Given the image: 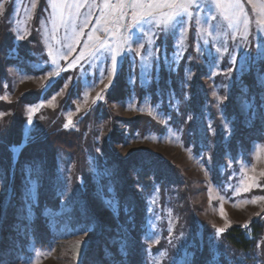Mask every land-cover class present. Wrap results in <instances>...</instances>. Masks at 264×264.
<instances>
[{
  "label": "rangeland",
  "instance_id": "1",
  "mask_svg": "<svg viewBox=\"0 0 264 264\" xmlns=\"http://www.w3.org/2000/svg\"><path fill=\"white\" fill-rule=\"evenodd\" d=\"M31 3L32 0H9L4 5L6 11L0 14V26L6 20L13 36L11 44L6 41L9 48L5 58L9 61L1 65L0 97L19 102L21 96L31 90L40 92L36 101L22 103L12 134V148L16 146L13 163L10 167L0 166V264H81L89 238L98 232H102L108 242L107 264H264L261 243L252 255L235 258L227 252L226 259L222 260V234L216 231L235 223L248 225L264 214V200L245 203L264 196V176L261 175L264 172V57L258 55V45L264 43V35L257 29V22L264 20V14L260 12L264 0H240L250 20L246 36L242 24L234 28L219 11L209 13L211 5L204 0L202 10L192 9L193 18L182 48L174 47V37L157 40V45H162L159 62L150 58L149 66L145 67L139 56L130 63L132 55L129 54L122 67L118 66L113 86L105 89L108 65L102 66L103 83L96 79L95 85L88 87L87 82L98 74L97 67L81 61L83 69L77 65L75 69L61 72L44 94L41 86L47 83V73L52 70L44 64L45 60H51L45 42V31L51 34V20L47 19L50 8L48 0H36L35 8ZM96 3L100 4L102 0H96ZM90 5L91 0L80 9L81 19L87 15ZM93 12L76 51L67 61L59 60L62 68L79 55L100 14L98 8ZM209 14L215 15L216 19L205 23ZM197 19L205 28L222 25L220 32L226 35H220L216 40L207 37L208 45H203L201 40L198 52ZM35 26L39 29L42 48L31 38ZM18 34L24 35L25 39H16ZM96 34L108 38L102 30ZM213 35L217 33L213 32ZM58 36H64L63 28ZM28 40L29 45L35 47L29 48V55H25L27 49L23 52L22 48L27 46L24 42ZM145 47L155 50L147 43ZM224 47L227 52H216V48ZM176 52H179L178 56L174 55ZM37 67L41 70H34ZM229 67L234 70L225 75L224 71ZM213 71L217 74L210 77ZM188 72L193 78L185 87ZM164 76L166 87L161 84ZM68 77L72 80L63 94L56 97L55 106H47L46 102L63 88ZM77 77H80L79 82ZM117 78L120 83L117 82L115 97L107 96V91L116 86ZM197 78L205 85L197 84ZM233 90L236 106L230 108ZM256 91L260 93L259 98L255 97ZM186 92L190 99H185ZM98 93L104 96L103 101H95ZM218 96L227 99L221 103ZM199 99L206 118L199 117L196 112V121L191 124L187 117L194 115V104ZM190 101L192 104L188 106ZM41 102H45V107L32 117L33 124L29 125L28 107ZM141 108L146 110L141 111ZM149 108L151 112L147 110ZM184 111L187 113L185 120ZM0 112L6 113L0 118V127L17 113L10 105L0 108ZM69 114L75 126L77 116L88 115L82 156L58 148L50 161L20 157V149L28 141L51 129L65 128ZM137 115H148L158 121L160 130L149 129L141 133L139 128H133L126 120ZM237 116L243 119L239 131L235 121ZM215 117L220 120L217 128ZM112 119H115L114 124ZM165 120L167 125L162 123ZM208 124L212 125L214 134L209 132ZM225 124L230 134L226 133ZM15 137L21 139L20 144ZM220 141L222 151L218 150ZM143 149L163 155L180 169L187 185L185 192L173 178H168V174L159 179L155 169L152 188H147L140 180L139 171L145 166L150 167L151 161L140 158L124 165L113 158V153L126 158ZM208 156H211L210 161ZM29 165L42 170L39 183L31 187L25 179ZM249 176H256L261 187L234 192V188ZM65 180L68 193L61 196ZM43 191L58 204L45 203L39 214V194ZM109 194L119 200L118 217L105 203ZM136 203L139 210L133 209ZM39 217L52 232L49 247L39 246L34 239L33 229ZM135 224L136 233L132 230ZM146 233L152 238H146ZM124 245H127L126 258L120 251Z\"/></svg>",
  "mask_w": 264,
  "mask_h": 264
},
{
  "label": "snow or ice",
  "instance_id": "2",
  "mask_svg": "<svg viewBox=\"0 0 264 264\" xmlns=\"http://www.w3.org/2000/svg\"><path fill=\"white\" fill-rule=\"evenodd\" d=\"M9 0H0V14H3L6 9L4 5ZM211 5L209 13L212 11H219L224 20L229 24L238 28L241 24L244 28V35L246 36L249 31L250 20L246 12H244L243 5L240 0H207ZM251 2V0H249ZM89 0H48L49 16L47 19L51 20V34L45 31V42L47 43L48 55L51 60H45L44 64L49 65L52 70L47 73V83L41 86V93L44 94L50 89L56 80L61 76V72L68 71L69 69H75L77 65H80L83 69L81 61L87 62L90 66L96 65L97 75H94L93 79L87 82L88 87L95 85L96 79H99L103 83L105 78V72L102 66L108 65V84L105 85V89L113 86V81L118 75V66L122 67L124 60L129 54L132 55V61L134 63L135 57L139 56L141 61L144 62L145 67L149 66V59L159 62L162 52V45H157V40H168L175 38L174 47H183V41L185 39V33L188 31L189 23L193 18V7L198 11L203 9L204 0H102V3L97 4L96 0H91V5L87 15L81 19L80 9L87 5ZM31 7H36V0H32ZM99 9V16L96 19V24L93 26L92 31L88 34L87 40L84 42L79 55L71 60L67 64L66 68H62L59 60H68L69 57L76 51V47L80 44L81 38L84 36V28L91 23V17L94 15L93 9ZM27 11V9H25ZM261 14H264V4L260 8ZM216 16L209 14L206 17L205 23L209 20H215ZM79 22V23H78ZM197 31L195 33L197 38L196 50H201L202 40L203 45H208L209 40L207 37H211L213 40L219 38L220 35H226V33L220 32L222 25H210L205 28L201 26L200 20L197 19ZM64 29V36L59 37L58 33L60 29ZM257 29L261 35H264V20L257 22ZM98 30H102L107 34L108 38H102L96 33ZM39 31V29H37ZM213 32L217 35L214 36ZM16 39L24 40V35H16ZM145 43L154 46V51H150L145 47ZM136 44V47H133ZM258 55L264 57V43L258 45ZM227 52L228 49L216 48V52ZM11 53V50H10ZM211 54V49H209ZM175 56L179 55V52L174 53ZM119 58V61H118ZM166 59V55L164 56ZM110 62V63H109ZM36 71L41 70L39 67L34 69ZM234 69L229 67L224 71L225 75L231 73ZM131 71V68H130ZM216 72H210V77L216 75ZM193 74L187 73L185 87L191 82ZM72 80V77H68V81L64 83L63 88L56 92L51 100H48L47 106L54 107V101L56 97L62 95L64 90L68 88V82ZM77 81H80V77H77ZM6 87V85H4ZM227 87V85H224ZM103 91V90H102ZM86 95V93H85ZM213 95H216L214 92ZM0 99H7V97H0ZM185 99H190L189 94L185 93ZM217 99L223 103L227 97L218 96ZM104 96L97 94L95 101H103ZM94 101V102H95ZM87 101L85 100V103ZM130 106H132L130 102ZM45 107V102H41L34 106L28 107V119L29 125L33 124L32 117L39 112L41 108ZM146 109L141 108V111ZM151 112V109H147ZM79 111V106L77 107ZM6 113L0 112V118ZM193 117L188 116L187 119L191 120ZM43 119V117H40ZM170 119V117H169ZM167 125L168 121H162ZM65 128L75 127L72 121L71 114L67 117V123L64 124ZM227 134H230V130L227 124L224 125ZM209 132L214 134V129L211 124L207 125ZM27 135V133H26ZM16 146H13L15 148ZM211 147V145H209ZM99 151V149H97ZM208 160H211V156H208ZM42 170L37 167L33 169L31 165L25 170V179L28 185H37L39 183ZM264 176V172L261 173ZM228 187H233L228 185ZM253 187L259 188L261 185L257 182L256 176H249L245 180L241 181V185L238 188H234V192L251 191ZM111 189L109 193H111ZM68 193L67 180H65V187L61 191L60 195L64 196ZM264 200V196L255 197L251 201H245V203H257ZM110 210H114V215L118 217L120 206L118 198H114L109 194V198L105 201ZM154 203V201H153ZM31 207V205H29ZM221 215H224L223 206L221 205ZM247 227V225H244ZM225 227L217 229V233H224ZM183 235V233H181ZM146 238L151 239V234L146 233ZM158 243V240L155 241ZM79 243V242H78ZM122 257L126 258L127 245L120 250ZM30 261V257L27 258Z\"/></svg>",
  "mask_w": 264,
  "mask_h": 264
},
{
  "label": "trees",
  "instance_id": "3",
  "mask_svg": "<svg viewBox=\"0 0 264 264\" xmlns=\"http://www.w3.org/2000/svg\"><path fill=\"white\" fill-rule=\"evenodd\" d=\"M5 22H1L0 26V74L3 75V69L1 68V65L4 62H7L9 60H6V52L9 48V46L6 45L7 42L10 44L12 43L13 36L12 32L8 29H10V24H5ZM6 25V26H5ZM8 26V27H7ZM31 38L35 40L39 47H43L41 40L39 38V32L37 31V26L34 27L33 34L31 35ZM7 41V42H6ZM27 46L25 48H22V51L24 52L25 49L27 51L24 52L25 55H29V48L35 47L29 45V40L24 42ZM5 44V45H4ZM23 44V45H25ZM120 76V75H119ZM173 78V77H172ZM166 77H163V80L161 81V84L163 86L166 85ZM175 81V80H174ZM118 78L116 80V86L114 88H111L109 91H107L106 95L108 94L111 97H115L116 91L118 90ZM197 84H203L205 83L201 82L199 78L196 80ZM2 87L0 86V89ZM233 95L230 100V108L235 105V91H232ZM40 92L37 90H31V92L25 93L23 96H21L19 102H10L8 100H1L0 101V108L3 106H13L14 111L17 112L16 115L11 118H9L8 121L4 123L3 126L0 127V166L5 165L10 167L13 163V148L12 145L14 143L12 137L13 130L15 128L14 124L16 122V119L18 116V113L22 110V103H28V102H34L38 99ZM260 93L258 91L255 92V97L259 98ZM192 104V101L188 103V106ZM194 115L191 120H188L189 123H194L196 121V112H198V116L201 118H206L205 113L202 111V104L200 102V99L195 101L194 104ZM108 114L113 116L114 114L111 111H108ZM217 114V113H216ZM213 115V114H212ZM187 116V113L183 112V119L185 120ZM78 119L77 125L75 127L70 128H55L51 129L44 135H41L40 137H37L35 139H32L25 143L21 149H20V157L24 159H33V158H39V159H47L48 161L52 160L54 158L55 152L58 148H61L67 152H73L78 155H83V132L87 126L88 121V115H79L76 117ZM207 120V119H206ZM115 119L111 120V123L114 124ZM235 121L237 122L238 131L240 130V127H243V119L242 117H236ZM127 123H130L133 128H139L141 133H144L148 131L149 129L159 131L161 128L160 123L154 119H151L148 115H137L131 119L126 120ZM189 123L185 126V130ZM214 125L219 126L220 120L218 117H215ZM15 141L17 143H21V139H18V137H15ZM223 143L220 141L218 145V150H223ZM113 158L120 161L121 164L128 163L130 161H135L140 158L144 160L151 161V165L143 167L139 171L140 180L144 183V185L147 188H152V173L153 170H157V177H162L164 174H168V178H173L176 183H178L182 187V192H185V188L187 185L184 182L185 177L181 175L180 169L176 167L170 160L166 159L163 155L155 153L148 149L139 150L136 152H133L129 154L126 158H119L115 153H113ZM131 159V160H130ZM183 180V182H181ZM189 201V200H188ZM47 205H56L58 202L56 200H53L49 197V193L46 191H43L39 194V205L37 207L38 213L40 214L42 211V208L44 204ZM49 203V204H48ZM134 210H139V205L137 203L133 207ZM38 214V215H39ZM193 217V216H191ZM39 217L36 220V224L33 229V235L34 239L36 240V243L41 247H49L52 244V232L49 229V226L42 222ZM134 233L137 231V224H135L134 228L132 229ZM222 260H225L227 257V252L230 254H234L235 258H239V255H243V257H246L247 255L252 253H255L256 248L258 247L259 243H261V247L264 252V214H261L260 216H257L253 220L249 222L247 227H244L241 223H235L229 228L226 229L224 233H222ZM108 245V242L106 238L103 237V233L98 232L91 236L89 238L87 248L85 250V255L83 262L81 264H107L105 259L106 254V246ZM127 261H130V258L127 259ZM134 264V263H132Z\"/></svg>",
  "mask_w": 264,
  "mask_h": 264
}]
</instances>
